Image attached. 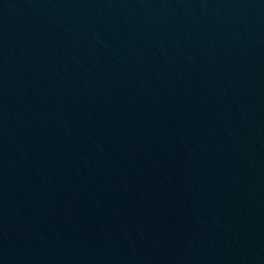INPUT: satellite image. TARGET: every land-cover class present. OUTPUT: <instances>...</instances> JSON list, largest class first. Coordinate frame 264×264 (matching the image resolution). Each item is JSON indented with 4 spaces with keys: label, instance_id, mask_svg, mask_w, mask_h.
Returning a JSON list of instances; mask_svg holds the SVG:
<instances>
[{
    "label": "water",
    "instance_id": "1",
    "mask_svg": "<svg viewBox=\"0 0 264 264\" xmlns=\"http://www.w3.org/2000/svg\"><path fill=\"white\" fill-rule=\"evenodd\" d=\"M0 264H264V0H0Z\"/></svg>",
    "mask_w": 264,
    "mask_h": 264
}]
</instances>
